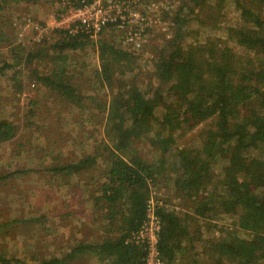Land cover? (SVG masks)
<instances>
[{
  "label": "rangeland",
  "instance_id": "rangeland-1",
  "mask_svg": "<svg viewBox=\"0 0 264 264\" xmlns=\"http://www.w3.org/2000/svg\"><path fill=\"white\" fill-rule=\"evenodd\" d=\"M184 3L187 5L181 9ZM48 6L38 0L35 8L43 14ZM21 9L20 1L0 3V68L5 63L13 65L0 72V119L12 123L16 129L13 139L0 142V175L27 168L32 171L0 180V252L39 264L46 257H63L79 243H100L107 236H119L106 231L102 216L97 218L92 198L98 193L97 185L103 180L106 167L105 159L99 155H109L102 146L115 143L114 124L107 118L113 99L117 97L121 104L134 106L136 90L144 91L154 105L155 114L162 118L174 101L186 96V93L160 92L161 86L168 85L156 78L154 62L165 41L180 37L174 52L180 69L183 63H193L200 71L207 64L205 54L211 41L220 39L232 45L228 39L230 32L227 34L225 28L237 20L239 12L234 8L221 12L212 0L199 5L190 0L139 1L136 10L148 18L153 29L147 36L150 40L145 49L132 52L137 57L133 70L124 73L113 58H108L115 68L117 81L108 86L98 79L97 70L101 72L103 63L100 41L107 40L131 52L121 43V32L107 28L97 39L85 41L69 54L67 79L81 95L76 97L71 91L48 88L36 77L38 73H51L62 63L55 48L61 37L56 35L38 47L46 57L30 62L27 56L32 49L21 41L13 25L15 18L22 14ZM223 55L226 65H230L233 53L223 52ZM32 81L37 84L34 88L30 86ZM186 119L174 136L172 147L176 151L202 148L199 133L212 121L200 122L191 113ZM152 137L134 138L133 146L143 158L157 162L160 154ZM84 156H91L92 161L80 175L68 181L48 171ZM230 157L228 151L223 152L209 166L208 182L194 198L184 196L177 188L173 164L162 168L155 197L163 200L166 213L174 212L177 218L188 223L194 235L187 242L190 254L180 256L176 264L204 262L207 244L215 240L221 229L231 227L235 211L215 217L199 214L194 207L198 201L221 193ZM235 178L243 189H264V166L256 175L240 170ZM80 254L66 264H106L87 250ZM260 258L264 260V255ZM18 264L24 263L18 261Z\"/></svg>",
  "mask_w": 264,
  "mask_h": 264
},
{
  "label": "trees",
  "instance_id": "trees-1",
  "mask_svg": "<svg viewBox=\"0 0 264 264\" xmlns=\"http://www.w3.org/2000/svg\"><path fill=\"white\" fill-rule=\"evenodd\" d=\"M7 1L0 0V3ZM15 1L23 3L32 0ZM190 2L199 5L209 0ZM212 2L221 12L231 8L239 12L237 20L225 28L227 34L230 32L228 39L232 45L215 39L207 47V64L200 71L193 63H183L180 69V62L174 54L180 37H175L165 41L154 62L156 78L168 85L161 86V94L186 93V96L174 101L162 118L155 114L154 105L144 91L136 90L133 96L134 106L123 105L115 97L109 107L107 118L114 124L115 143L114 146L109 143L102 146V150H108L109 155H99L105 159L106 167L103 180L97 185L98 193L92 198L97 218L101 219L102 216L106 231L115 232L119 236H107L100 243H79L63 257H46L39 264H66L77 259L86 250L106 264H144L143 258L148 249H144L142 245L127 243L126 240L130 233L140 229L147 217L148 200L152 190L157 188L162 168L169 163L173 164L177 173V188L184 196L194 198L208 182L209 166L226 151L231 157L226 176L222 180L221 193L198 201L194 207L199 214L215 217L235 211L234 220L230 228L221 229L215 240L207 244L206 260H193L194 264H264V260L260 258L261 254L264 255V189H243L235 178L240 170L256 175L258 169L264 166V0ZM186 5L184 3L181 9ZM152 29L153 27L146 28L147 42L150 39L146 36H149ZM59 36L61 40L55 48L62 63L51 73H38L36 77L48 88L71 91L73 96L81 97L77 89L68 83L67 62L72 50L92 39L63 33H59ZM100 42L103 63L101 72L97 70V76L99 80L112 86L117 77L108 58H113L122 72L129 73L133 70L137 57L107 40ZM121 43H124L122 39ZM36 49L28 53L30 62L46 57L43 49ZM223 52L233 53L230 65H226ZM7 67L12 68L13 65L5 63L0 72H4ZM188 113L196 115L200 122L208 119L212 121L207 129L204 127L199 133L203 139L202 148L176 151L172 147L174 136L187 122ZM15 134L14 125L0 119V142L13 139ZM149 135H153L157 154H160L157 162L143 158L133 146L134 138ZM173 157H177V160ZM91 161V156H84L62 167L49 168L48 171L57 178L68 181L72 176L80 175ZM245 164L248 167H243ZM31 171V168L16 170L0 175V180ZM165 208L163 205L164 211H158L162 219L160 253L166 264H176L183 256L190 254L187 242L193 240L194 235L188 223L177 218L174 212L166 213ZM180 256L182 257L179 258ZM18 261L32 264L0 252V264H18Z\"/></svg>",
  "mask_w": 264,
  "mask_h": 264
},
{
  "label": "built area",
  "instance_id": "built-area-1",
  "mask_svg": "<svg viewBox=\"0 0 264 264\" xmlns=\"http://www.w3.org/2000/svg\"><path fill=\"white\" fill-rule=\"evenodd\" d=\"M37 1L23 2L22 14L13 23L21 41L32 50L51 41L59 33L82 35L93 40L107 28L121 32L119 35L131 52L145 49L146 28L152 25H149L146 16L136 10L139 0H42L49 4L43 14L35 8ZM36 85V81L30 84L32 88ZM23 90H27L26 86ZM156 190H152L147 217L140 229L130 233L126 240L148 249L143 258L144 264H166L159 247L162 219L158 211H164L163 200L156 199Z\"/></svg>",
  "mask_w": 264,
  "mask_h": 264
},
{
  "label": "crops",
  "instance_id": "crops-1",
  "mask_svg": "<svg viewBox=\"0 0 264 264\" xmlns=\"http://www.w3.org/2000/svg\"><path fill=\"white\" fill-rule=\"evenodd\" d=\"M41 14V13H40ZM30 87V86H29Z\"/></svg>",
  "mask_w": 264,
  "mask_h": 264
}]
</instances>
